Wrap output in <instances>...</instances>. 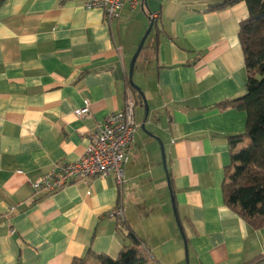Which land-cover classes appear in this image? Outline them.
<instances>
[{
  "label": "crops",
  "instance_id": "1",
  "mask_svg": "<svg viewBox=\"0 0 264 264\" xmlns=\"http://www.w3.org/2000/svg\"><path fill=\"white\" fill-rule=\"evenodd\" d=\"M208 4L142 0L135 10L124 6L112 22L84 0L0 5V264H72L85 256L87 264H100L96 255L116 258L131 244L128 228L138 235L129 221L130 204L137 213L162 205L155 195L147 197L148 189L162 188L159 218L167 215L173 193L174 222L178 217L189 264H251L258 258L264 264V227H252L223 193L232 163L229 139L244 132L247 112L219 104L246 92L239 30L249 10L245 1L214 11ZM153 12L159 14L155 43L139 62L138 81L149 113L134 98L138 128L124 167L126 183L120 188L112 174L34 194L31 181L79 160L98 125L123 110L129 95L135 97L128 69ZM130 24L138 26L133 38L126 32ZM87 101L90 112L76 114ZM117 206L123 222L107 216ZM168 222L146 225L159 243L143 240L140 253L150 249L157 264H184L182 235L169 216Z\"/></svg>",
  "mask_w": 264,
  "mask_h": 264
},
{
  "label": "trees",
  "instance_id": "2",
  "mask_svg": "<svg viewBox=\"0 0 264 264\" xmlns=\"http://www.w3.org/2000/svg\"><path fill=\"white\" fill-rule=\"evenodd\" d=\"M4 1L0 0V5ZM206 1L209 3L208 11L225 9L242 1L247 3L249 10V15L241 21L239 30V39L248 69L246 92L238 98L219 104L220 107L231 105L247 112L244 132L229 139L232 163L226 169L223 193L225 203L231 209L240 214L252 227L260 229L264 227V0ZM127 86L132 89L134 98L143 102L141 96L131 86L129 77ZM247 140L249 142L247 146L239 149L238 146ZM174 204L176 207L175 199ZM127 238L131 240V244L125 245L118 257L96 255L100 259V264H149L150 249L146 248L140 253V247L145 246L143 239L130 228ZM87 257H76L72 264H87ZM260 262L258 258L251 264Z\"/></svg>",
  "mask_w": 264,
  "mask_h": 264
},
{
  "label": "built area",
  "instance_id": "3",
  "mask_svg": "<svg viewBox=\"0 0 264 264\" xmlns=\"http://www.w3.org/2000/svg\"><path fill=\"white\" fill-rule=\"evenodd\" d=\"M142 0H84L88 9L100 8L105 12L108 21L115 20L124 6L137 9ZM150 19L157 22L159 14L150 13ZM90 102L85 107L76 110L78 115L90 112ZM134 97H127L123 110L110 113L91 134L89 145L84 155L75 162L57 164L43 176L30 182L34 194H53L58 190L80 180L104 177L114 174L120 188L126 183L124 167L128 161L129 152L135 141L138 124L134 118ZM107 216L124 220L121 206L115 207Z\"/></svg>",
  "mask_w": 264,
  "mask_h": 264
},
{
  "label": "rangeland",
  "instance_id": "4",
  "mask_svg": "<svg viewBox=\"0 0 264 264\" xmlns=\"http://www.w3.org/2000/svg\"><path fill=\"white\" fill-rule=\"evenodd\" d=\"M145 9L148 12L147 7H145ZM149 25L146 28L145 33L143 34V36L146 34V32H147V30L149 28ZM125 27H126V32H127L128 36H129V38H133V36H136V32L137 31L135 29H138V26H136V24H134V25L130 24L129 26H125ZM154 39H155V29L153 28V31L148 35V37L146 39V42H145V45H144V49H143V51H142V53L140 55V58H139V60H138V62L136 64V67H135V71L136 70L137 71H136V75H135V72H134V82L138 86H140L138 84V81H139V72H140V70H139L140 63L139 62L142 60L143 55L147 51V48L149 47V45H154V43H155V42H153ZM137 48H138V46H137ZM137 48H136V50H137ZM136 50H135V52H136ZM133 55L134 54H132V57H133ZM129 68H130V65H129ZM128 73H129V69H128ZM165 171H166V169H165ZM163 191H164V188L159 189L158 191L157 190H154V189H148L147 190V195H148L147 197H150L151 198L152 196L155 195L154 198H157V200H159V199H162L163 200L162 205L161 204L159 205L158 202H160V201H158L156 203H153V204L148 205V207L146 205L145 206V210L143 212L141 210H139V213H137L135 211V205L130 204L131 207H132L133 213L131 212V216H129V221L132 222V225L135 227L138 235L145 242H148V240H149V243H150V241H151V243L153 245H155V244H157L159 242H158L157 237L155 236V234H156L155 230H153L151 227L149 228L148 226H146L147 224H149V225L156 224V226L159 227V224L161 223V224L167 226L169 224V222H168V216H169L171 218V222H173L174 226H175V224L178 226V222L177 221H176V223L174 222L176 220V214H175V210H174L173 204L172 205L171 204L170 205L168 204L167 205L168 206L167 208H169V209L167 210V215L162 216L161 218H159V214L163 211V208L162 207L164 206V195L161 193ZM155 192H157V193L155 194ZM145 195H146V193H145ZM127 208H128V205H127ZM136 215H138V216H136ZM145 220H147V221H145ZM156 220H157V223H155ZM178 228H179L180 233H181L180 226H178ZM174 229L176 230V227ZM181 235H182V239L184 240V236H183L182 233H181ZM182 239L180 238V241L179 242L181 244L180 245L181 247H183V245H184V251H183L184 264H189V256L187 255L185 240L183 241ZM175 243H176V241H175ZM157 252H158V254L156 253L157 256L158 255L160 256V250L157 251ZM152 255L155 256V254L154 253L153 254L151 253V261H150L151 264H157V262L155 260H153V256Z\"/></svg>",
  "mask_w": 264,
  "mask_h": 264
},
{
  "label": "water",
  "instance_id": "5",
  "mask_svg": "<svg viewBox=\"0 0 264 264\" xmlns=\"http://www.w3.org/2000/svg\"><path fill=\"white\" fill-rule=\"evenodd\" d=\"M145 1L146 0H143V2H145ZM154 24H155V22H153V21L150 22V25H149V28H148L146 34L142 37V39H141V41H140V43L138 45V48H137L136 52L134 53V55H133V57L131 59L130 68H129L130 84L138 92V94L141 96V98H142V100H143V102H144V104L146 106L147 115L149 113L148 100H147L146 95H145L144 91L142 90V88L140 86H138L134 82V72H135V66H136V62H137V59L139 57V54L141 53V51L144 48V45H145V42H146V39H147L148 35L152 32V30L154 28ZM162 155H163L164 167L167 170L166 155H165V151H164V147L163 146H162ZM172 202H173V207H174L175 214H176V208H175L174 197L173 196H172ZM177 220H178V223L180 224L178 217H177ZM185 244H186V250H187V255H188V243H187L186 239H185Z\"/></svg>",
  "mask_w": 264,
  "mask_h": 264
}]
</instances>
